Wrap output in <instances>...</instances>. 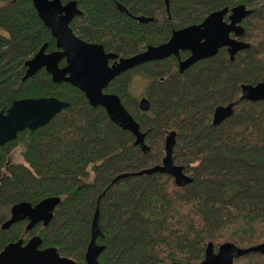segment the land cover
<instances>
[{"label": "trees", "instance_id": "16d2710c", "mask_svg": "<svg viewBox=\"0 0 264 264\" xmlns=\"http://www.w3.org/2000/svg\"><path fill=\"white\" fill-rule=\"evenodd\" d=\"M72 1L82 12L70 24L74 33L119 59L166 44L175 31L240 5L252 11L241 38L251 47L233 61L223 48L184 72L172 56L114 79L105 92L118 95L146 133L150 151L144 153L131 132L75 86L53 82L44 69L24 79L26 62L45 45L57 51L56 40L32 2L0 0V113L26 99L69 105L46 126L0 146V253L40 236L42 249L87 264L96 217L101 264H200L209 244L217 252L228 243L242 249L264 243V102L241 99L242 85L264 82V0H61ZM189 56L180 54L181 60ZM135 75L149 81L147 112L131 92ZM229 104L232 117L214 125L215 110ZM171 134L173 160L193 179L185 187L166 174H141L162 165ZM16 148L25 164L7 163ZM121 175L129 177L117 180ZM55 197L60 203L48 226L2 228L15 205ZM234 264H264V255L251 253Z\"/></svg>", "mask_w": 264, "mask_h": 264}, {"label": "water", "instance_id": "95a60500", "mask_svg": "<svg viewBox=\"0 0 264 264\" xmlns=\"http://www.w3.org/2000/svg\"><path fill=\"white\" fill-rule=\"evenodd\" d=\"M23 1L33 3L40 19L51 31L58 48L57 51L49 53L47 46H43L36 56L26 62L24 79L31 78L44 69L53 82H65L75 86L84 93L91 106L103 108L113 123L131 132L136 139L135 145L144 153L150 151L145 143L146 133L141 132L139 124L119 96L105 92L114 79L146 63L162 61L172 56L180 60L181 52L190 53L188 58L180 60L179 63L180 71L184 72L202 60L215 57L223 48L227 49L233 61L237 53L251 47L241 40L245 34L242 23L252 13L245 5L213 12L203 23L175 31L166 44L149 46L143 53L119 59L116 54L107 53L102 45L87 43L74 33L70 24L76 16L82 14L75 1L67 4H63L61 0ZM64 60L66 65L61 67L60 63ZM241 91V99L244 101L264 102V82L242 85ZM68 106V103L56 98L15 101L7 112L0 113V146L17 140L19 134L26 130L35 131L46 126ZM140 108L144 112L150 109L148 99L141 100ZM233 113L234 104L218 107L213 116V124L221 125ZM174 145V134H171L166 140V155L162 165L141 174H166L178 187L190 185L193 179L185 173L184 167L176 165L173 160ZM1 159L0 156V161ZM126 177L129 175H121L117 180ZM59 203L60 199L55 197L45 199L36 206L28 203L17 204L2 228L8 230L22 222H27L28 232L41 224L46 227L52 221ZM100 235L96 217L92 227V239L86 252L87 264H101L99 258L104 247L97 245ZM42 243L40 236H34L26 243L23 239L11 243L0 253V264H76L74 260L61 256L56 248L42 249ZM251 253L264 255V243L246 249L228 243L220 246L217 252L209 244L205 259L200 264H234L237 259Z\"/></svg>", "mask_w": 264, "mask_h": 264}, {"label": "rangeland", "instance_id": "374dc122", "mask_svg": "<svg viewBox=\"0 0 264 264\" xmlns=\"http://www.w3.org/2000/svg\"><path fill=\"white\" fill-rule=\"evenodd\" d=\"M149 81L147 78L141 75H135L132 79L131 84V92L132 94L137 97L139 100L144 98L145 96V89L148 85ZM8 164H25L24 158L22 156V149L16 148L14 149L7 158ZM92 179V178H91Z\"/></svg>", "mask_w": 264, "mask_h": 264}, {"label": "flooded vegetation", "instance_id": "af4514ba", "mask_svg": "<svg viewBox=\"0 0 264 264\" xmlns=\"http://www.w3.org/2000/svg\"><path fill=\"white\" fill-rule=\"evenodd\" d=\"M178 59H179V58H178ZM180 60H181V58H180ZM180 60H179V63H180ZM184 60H185V59H184ZM142 99H143V98H142ZM142 99H141V100H142ZM141 100H140V102H141ZM0 156H1V155H0ZM1 158H2V157H1ZM1 160H2V159H1ZM25 224L27 225V222H26ZM30 232H31V231H30ZM30 239H31V238H30ZM30 239H28L27 241L24 240V242L26 243V242H28Z\"/></svg>", "mask_w": 264, "mask_h": 264}]
</instances>
